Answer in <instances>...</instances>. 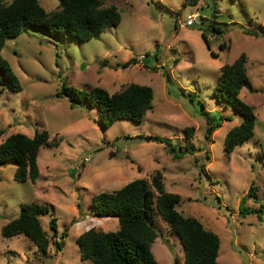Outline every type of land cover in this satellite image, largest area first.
<instances>
[{
  "label": "rangeland",
  "instance_id": "obj_1",
  "mask_svg": "<svg viewBox=\"0 0 264 264\" xmlns=\"http://www.w3.org/2000/svg\"><path fill=\"white\" fill-rule=\"evenodd\" d=\"M12 1L0 0L5 5ZM39 1L49 12L59 8V0ZM103 1L119 9L122 21L98 39H59L28 28L8 39L2 50L22 90L13 91L0 75V144L15 133L33 137L44 130L50 144L39 152L35 183L15 180V161L0 165V264H92L81 259L78 237L91 229H119L117 218L93 212V197L137 179L151 181L158 171L167 191L181 196L178 210L220 237V264H264V0H200L197 5L186 0ZM194 15L200 24L182 27ZM242 54L250 81L240 97L253 107L257 123L254 137L228 154L227 134L243 118L213 92L221 67ZM131 58L138 64L124 68ZM64 83L110 94L130 84L147 85L154 90L153 109L142 123L118 120L104 127L97 108L71 107L68 99L57 97ZM207 121L221 124L210 139ZM149 136L170 139L180 158L165 144L148 141ZM252 185L257 192L248 197ZM243 197L256 213H240ZM24 204L49 209L41 218L51 241L45 256L25 235L6 239L1 234ZM53 217L57 237L50 226ZM155 226L156 260L183 264L180 238L159 215Z\"/></svg>",
  "mask_w": 264,
  "mask_h": 264
},
{
  "label": "trees",
  "instance_id": "obj_2",
  "mask_svg": "<svg viewBox=\"0 0 264 264\" xmlns=\"http://www.w3.org/2000/svg\"><path fill=\"white\" fill-rule=\"evenodd\" d=\"M200 0H186L189 5H197ZM59 8L47 11L39 0H13L9 5L0 2V75L9 87L16 92L22 90L21 83L10 64L2 57V50L8 39H16L26 29L32 28L54 38H73L81 42L98 39L106 30L117 27L122 21L119 9L115 5H105L103 0H59ZM221 34L220 28L213 27ZM246 34L259 37L258 33L246 31ZM207 47V36L203 33ZM225 49V44L221 45ZM215 56V54H212ZM131 58L124 68L138 64ZM170 77L167 76L169 82ZM247 56L242 54L232 64L221 67V75L213 92L219 101H223L238 113L243 120L226 137L225 151L231 154L236 147L244 145L255 135L257 115L250 105L244 102L240 93L249 83ZM58 98H66L71 107L87 104L97 108L104 127L113 125L118 120H130L142 123L145 116L153 109L154 90L147 85L130 84L122 91L110 94L102 88L91 91L80 90L66 83L57 93ZM192 98V97H191ZM193 101V99H191ZM206 138L210 139L221 124L207 121ZM191 131L187 135L191 137ZM148 141L165 144L175 159L180 156L170 139L149 136ZM50 144L48 131L36 132L33 137L23 133L8 136L0 144V165L15 161V180L35 183L40 175L38 166L39 152ZM257 187L251 186L248 197L255 195ZM246 198L240 203V213L246 216L256 213L245 206ZM182 201L179 194L168 192L163 181V174L156 172L151 181L137 179L129 182L115 192H103L93 197L92 210L99 217H113L119 221L115 232L91 229L77 239L80 257L92 264H159L152 246L159 237L155 226V216L159 215L176 234L184 247L183 264H220L218 261L221 239L206 229L194 217L185 216L178 210ZM49 209L39 204H24L19 216L1 229L4 238L10 239L25 235L37 246L38 252L47 255L51 241L44 230L41 218ZM261 219V217L259 216ZM50 226L54 237L58 236V220L52 218ZM67 235V230L62 234ZM57 249L62 243L55 242ZM175 264H181L178 259Z\"/></svg>",
  "mask_w": 264,
  "mask_h": 264
},
{
  "label": "built area",
  "instance_id": "obj_3",
  "mask_svg": "<svg viewBox=\"0 0 264 264\" xmlns=\"http://www.w3.org/2000/svg\"><path fill=\"white\" fill-rule=\"evenodd\" d=\"M199 24L200 22L198 20V17L194 15V16H189V18L182 24V27H190ZM86 160L88 161V159Z\"/></svg>",
  "mask_w": 264,
  "mask_h": 264
}]
</instances>
